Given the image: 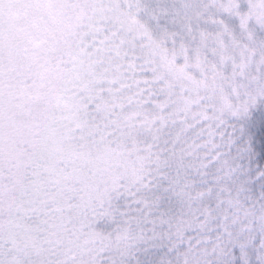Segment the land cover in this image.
I'll use <instances>...</instances> for the list:
<instances>
[{"label":"snow or ice","instance_id":"snow-or-ice-1","mask_svg":"<svg viewBox=\"0 0 264 264\" xmlns=\"http://www.w3.org/2000/svg\"><path fill=\"white\" fill-rule=\"evenodd\" d=\"M0 264H264V0H0Z\"/></svg>","mask_w":264,"mask_h":264}]
</instances>
